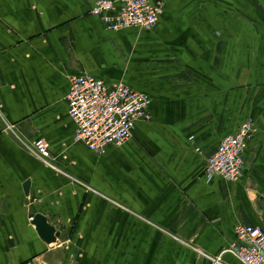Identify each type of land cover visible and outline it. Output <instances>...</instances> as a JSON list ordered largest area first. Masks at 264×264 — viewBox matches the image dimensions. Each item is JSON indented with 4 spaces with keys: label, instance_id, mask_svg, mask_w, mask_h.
Listing matches in <instances>:
<instances>
[{
    "label": "crops",
    "instance_id": "0c3cea01",
    "mask_svg": "<svg viewBox=\"0 0 264 264\" xmlns=\"http://www.w3.org/2000/svg\"><path fill=\"white\" fill-rule=\"evenodd\" d=\"M162 1L153 29L112 32L94 0H0V264H214L197 249L217 256L237 225L264 228V0ZM79 74L143 92L151 120L103 154L76 141ZM249 120L243 177L206 179L207 157Z\"/></svg>",
    "mask_w": 264,
    "mask_h": 264
},
{
    "label": "built area",
    "instance_id": "2783aa9c",
    "mask_svg": "<svg viewBox=\"0 0 264 264\" xmlns=\"http://www.w3.org/2000/svg\"><path fill=\"white\" fill-rule=\"evenodd\" d=\"M120 3V8L117 7ZM164 8L162 0H94L91 13L99 17L107 30L118 32L127 28L151 30L156 27ZM69 115L75 124V139L89 149L103 154L109 145H121L133 136L139 120H151V99L124 82L106 85L88 74L70 77ZM256 131L254 123H243L236 134L224 137L205 165L206 179L219 176L226 181H239L245 171V154ZM32 151L54 167L49 143L37 139ZM33 220V219H32ZM236 239L219 255L199 254L214 264H224V253H232L243 264H264V228L239 224Z\"/></svg>",
    "mask_w": 264,
    "mask_h": 264
},
{
    "label": "water",
    "instance_id": "95a60500",
    "mask_svg": "<svg viewBox=\"0 0 264 264\" xmlns=\"http://www.w3.org/2000/svg\"><path fill=\"white\" fill-rule=\"evenodd\" d=\"M24 187L26 193H29L30 181L26 182ZM32 224L35 226L40 237L47 243V245L52 247L53 244L59 243L61 233L52 223H50L48 216L38 213L33 217Z\"/></svg>",
    "mask_w": 264,
    "mask_h": 264
}]
</instances>
